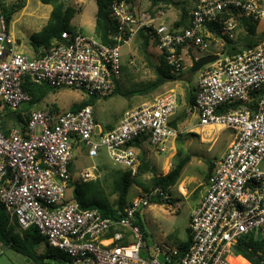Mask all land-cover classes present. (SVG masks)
<instances>
[{
	"label": "built area",
	"instance_id": "2783aa9c",
	"mask_svg": "<svg viewBox=\"0 0 264 264\" xmlns=\"http://www.w3.org/2000/svg\"><path fill=\"white\" fill-rule=\"evenodd\" d=\"M233 11L264 21V0H198L182 29L156 23L150 15L132 11L125 0H114L110 17L117 24L115 45L74 30L63 32L60 41L35 58L18 51L0 13V211L21 230L36 228L50 248L67 256V264H232L233 254L245 259L234 247L248 237L262 241L259 255L264 264V41L232 56L218 54L219 59L199 74L189 114L196 116L199 127L229 129L233 136L191 211L190 245L182 257L158 244L147 245L141 255L146 244L137 213L151 198L170 199L160 188L137 196L118 219L81 209L66 198L72 182L73 137L85 143L90 158L104 147L114 165L136 177L135 140L147 136L154 148L165 152V145L178 137L170 125L178 106L176 93L156 96L125 112L113 129L102 131L91 105L76 112L37 109L30 106L32 98L23 88L29 80L52 89H78L88 98L109 97L121 75V48L142 29H151L170 73L178 76L185 69L184 47L207 51L213 44L209 23L221 25L222 33L233 39L237 27ZM234 104L239 106L223 110ZM4 109L25 111L23 129H4ZM100 178L92 166L80 171L78 180Z\"/></svg>",
	"mask_w": 264,
	"mask_h": 264
},
{
	"label": "rangeland",
	"instance_id": "374dc122",
	"mask_svg": "<svg viewBox=\"0 0 264 264\" xmlns=\"http://www.w3.org/2000/svg\"><path fill=\"white\" fill-rule=\"evenodd\" d=\"M63 2L72 5L77 10L82 8L81 15L78 14L74 17L73 25L78 26L80 19L83 16L85 19H90L95 22V13L97 7L94 0H62ZM82 1V2H81ZM153 0H136L137 5L134 6L136 12L147 13L151 17L155 18L159 23L164 21L167 25H172L174 21L180 17V9L174 7L173 5H166L164 3H158L157 5H152ZM173 1H187V9L190 10L196 0H173ZM18 2L27 4L29 11L36 9V3L39 0H0V9L9 8ZM19 9L15 14V19L19 15ZM26 21L21 19L15 22L14 27L17 31L16 37L18 38L19 48L25 53V55L32 58V47L30 45V39L28 34L30 31H25ZM36 29H32L34 33ZM39 32V31H38ZM87 34L88 31L86 30ZM238 27L235 30L232 42L236 50L243 48V40L246 33ZM216 40V41H215ZM214 43L211 45L209 50L200 51L195 49V54L190 50L188 56L185 58V69L178 76H175L176 80L168 79L164 84L158 87L156 90L142 95L125 96L124 93L130 92L135 89H142L149 83L155 82L157 79L155 68L159 65L161 59V52L155 46L154 41H151L146 50L143 48L142 39L139 35L134 37L128 45H123L121 48V75L117 81V86L119 88V93L111 95L106 98H95L91 106L93 108L94 119L96 122L101 124V126L106 130V125L116 122L121 116V112L125 110H130L142 102L151 100L152 98L165 94L167 92H174L177 95V110L173 116L172 121H177V130L182 131V134L178 135L177 142L181 145L182 154H178L176 159L173 160L176 164L181 158L188 156L189 161L183 169V173L179 181L185 176H196L202 177L207 173L206 167L209 163L215 162L216 159L220 157L226 145L231 141L233 136V131L229 129H224L221 132H215L212 136L210 142H201L196 135L199 130H194L197 127V118L188 112V101L189 97L196 93L197 81L199 78L198 73H191V66L195 62L194 56L201 58L208 55L210 52H216L220 55H225L227 50L225 42L223 39L216 37L214 38ZM194 54V55H193ZM84 92L73 88H60L52 90L47 97L36 104L35 108L45 109L47 106L56 105L61 111L67 110L68 106L74 103H79L85 98ZM57 109V110H58ZM182 115L184 118L180 121ZM97 141V137H95ZM211 146V149L208 148ZM72 163L70 165V174L74 180L79 179V172L87 167H98L101 170V179L104 176L108 177L115 169H121L112 163L109 159L107 151L104 147H100L97 151V156L90 158L87 154L88 147L85 143L78 141L75 137L72 138ZM168 143L165 145L167 148ZM151 149V148H150ZM149 149V150H150ZM160 154V163H162L165 158V153L158 151ZM152 155V152H151ZM139 159V158H138ZM153 164L157 167L155 161L152 159ZM159 163V164H160ZM264 167V163H263ZM155 174H159L160 171L156 170ZM113 180L109 176L106 182L103 184V188L106 192H109L111 182ZM146 185L150 183L148 179L143 180ZM79 182V181H78ZM178 184V182H177ZM174 188V187H173ZM172 190V191H171ZM170 190V201L171 203L166 205H159L150 203L146 207H141L138 212L139 220L143 227L145 228L148 239L144 236V243L146 244L141 252L144 256L146 250H148L147 243L152 248L154 244L162 246L163 249L177 250L181 244H185L187 233H186V217L192 206V201L185 200L177 194L174 189ZM73 193V188H68L66 192V198L71 199ZM135 195L134 185L131 186L128 192V199H132ZM116 196H110V201H114ZM45 245L41 244L36 248L37 254L43 253ZM232 255L230 260L234 264H249L245 259L240 257H234ZM68 259V258H66ZM67 261H45L42 264H67ZM0 264H34L32 260L26 258L25 256L14 252L0 245Z\"/></svg>",
	"mask_w": 264,
	"mask_h": 264
},
{
	"label": "trees",
	"instance_id": "16d2710c",
	"mask_svg": "<svg viewBox=\"0 0 264 264\" xmlns=\"http://www.w3.org/2000/svg\"><path fill=\"white\" fill-rule=\"evenodd\" d=\"M97 11L95 14V36L106 45H115L113 40V35L117 30L116 22L110 17V5L114 0H94ZM130 9L135 11L134 6L137 5L136 0H125ZM43 5H49L52 7L50 17L47 24L37 33H33L30 36V45L35 52L36 56H40L41 50H48L55 41L61 40V35L63 32L71 33L74 31L71 21L77 14L78 10L72 5H68L62 0H39ZM187 1H173V0H153L152 5L155 6L158 3H164L166 5H173L174 7L180 9V17L172 25L174 29H182L187 27L189 23V11L186 6ZM23 3L18 2L9 8L0 9V13L4 15L6 19L7 26H9L12 15L19 9L23 8ZM233 16L237 17V12L233 11L231 13ZM227 18L228 16H224ZM248 28L246 31L245 38L243 40V48H252L264 41V33L256 36L255 29L258 22L244 18ZM207 28L216 37L224 40L226 43L227 52L226 55H235L238 50L233 46V42L225 34L222 33V26L216 23H209ZM138 35L142 39L144 50L147 49L151 41H154V34L151 29H142L139 31ZM162 56V55H161ZM157 79L155 82L149 83L142 89L131 90L130 92L124 93L125 96L142 95L147 94L156 90L166 80H176L175 76L170 73L163 56L160 59V63L155 68ZM23 88L30 94L32 100L30 106H35L43 101L47 95L54 89L48 87L47 85L33 84L27 80ZM195 92V91H194ZM119 93V88L116 84V89L112 95ZM111 96V95H110ZM195 93L190 95L188 106L191 108L194 104ZM95 98H88L80 104L74 105L70 111L76 112L82 107L91 105ZM255 101L249 106L253 107ZM238 104L230 105L223 110H228L230 108L238 107ZM57 111V107H53ZM23 112H11L4 109L2 113L3 127L5 130L9 129L10 125L19 127L23 129L26 123L27 117ZM184 116L182 115L180 121H182ZM177 121H172L170 125L176 127ZM139 139L135 140L137 143ZM140 166L138 174L153 173L151 178L150 187L140 186L145 193L150 192L155 188H160L163 192L170 196V190L176 186L181 172L187 162L189 157L185 156L179 160L177 164L170 170L165 176L155 174L153 168L150 167L145 154L141 153L139 156ZM109 176L113 180L110 185L109 192L103 188V184L106 182ZM108 177L104 176L103 179H98L96 181L90 182H70L69 187L73 188L72 202L76 203L81 209H96L104 217H109L112 219H118L120 217L119 213L123 212L125 207L128 205V192L133 184L136 183L137 176L134 177L127 170H115ZM139 176V175H138ZM116 196L114 201H110V196ZM150 203L153 204H169L170 199L164 202L160 197L156 196L151 198ZM138 215V213H137ZM138 217V216H137ZM137 225L141 228L144 236L143 224L137 220ZM45 245L43 253L37 254L36 248L41 245ZM0 245L13 250L14 252L25 256L33 261L34 264H42L45 261H60L68 259L66 255L50 248L46 244V240L39 235L38 231L34 227H30L26 230H21L15 222H11L10 218L4 211H0ZM190 245V238L185 244H182L179 249H177V257H182ZM235 251L242 257L247 259L253 264H260L261 256L259 252L263 249L262 241H253L252 237L244 238L239 240L235 244Z\"/></svg>",
	"mask_w": 264,
	"mask_h": 264
},
{
	"label": "crops",
	"instance_id": "0c3cea01",
	"mask_svg": "<svg viewBox=\"0 0 264 264\" xmlns=\"http://www.w3.org/2000/svg\"><path fill=\"white\" fill-rule=\"evenodd\" d=\"M198 0H196V2L194 3V6L188 10L189 11V14L191 13V11L194 9L196 3H197ZM82 2V1H81ZM29 7L28 5L25 3L23 5V8L19 11V15L18 17L15 19L14 17V14L12 15V18H11V21H10V24L8 26V30L10 32V34L15 38V40L17 41V48H18V51L23 53L20 48H19V40L18 38L16 37V33L17 31L15 30V27H14V24L15 22L19 21L22 17V19H25L26 21V26H25V31H30V33L28 34V37L30 38V36L34 33L32 31V29H36L35 32H38L40 31L48 22V19L50 17V13L52 11V7L49 6V5H43L42 3L40 2H37L36 3V9L35 10H32V11H29L28 10ZM81 10L82 8H79L78 12L76 15L80 14L81 15ZM18 13V12H16ZM96 14V13H95ZM146 15H150V14H147L145 13ZM75 15V16H76ZM74 16V17H75ZM82 18L80 19L79 21V24L78 26H74L73 25V21H71V25L73 26L74 30H79L81 31L82 33H84L85 35L87 34L86 30L88 31V33L90 35L88 36H95V22H93L92 20L90 19H85L83 16H81ZM235 20H236V29H238V27L240 29H242L243 31H245L244 33H246L247 31V28H248V25L246 23V21L244 20L245 17H242L240 15H237V17H234ZM74 19V18H73ZM72 19V20H73ZM248 19V18H247ZM250 20V19H249ZM175 22V21H174ZM264 33V21H260L257 23L256 25V29H255V35L256 36H259L261 34ZM216 41V40H215ZM213 41V43L215 42ZM225 46H226V43H225ZM192 51V53L195 52V49L193 48H190V47H184L183 50H182V56L184 58V62H185V58L186 56H188V53L189 51ZM242 50V49H240ZM238 50V51H240ZM227 52V50H226ZM225 52V54H226ZM25 54V53H23ZM195 54V53H194ZM193 54V55H194ZM219 54V53H218ZM216 52H210L208 55H218ZM32 58H35L37 57L35 52L32 51V54H31ZM194 60H198L199 58L197 56H194L193 57ZM184 71V70H183ZM182 71V72H183ZM198 82V81H197ZM197 87V85H196ZM195 93V92H194ZM196 94V93H195ZM155 98V97H154ZM88 99V97L86 96L85 98L82 99L81 102L79 103H74V104H71L70 106H68L67 110L65 111H69L74 105H77V104H80L82 103L83 101H86ZM153 99V98H152ZM151 99V100H152ZM194 99H195V96H194ZM151 100L149 101H146V102H142L141 104L143 103H148L150 102ZM141 104H139L138 106H140ZM36 106V105H35ZM136 106V107H138ZM53 107H57L56 105H52V106H47L48 109H54ZM136 107L132 108V109H135ZM189 108V107H188ZM130 109V110H132ZM56 110V109H55ZM58 112H65V111H61V110H57ZM129 110H125L124 112H121V116L119 117V119L116 121V122H113L112 124H108L106 125V130L101 126V124H99L98 122H96L98 125H99V129L102 130V131H108V130H111L113 129L115 126H117L122 117H123V114L125 112H127ZM173 119V118H172ZM172 122V121H171ZM12 125H10L11 127ZM177 126V125H176ZM9 127V128H10ZM197 127L198 128H195L194 130H199L198 133H196L195 136H197L199 138V140L201 142H210L211 139H212V136L215 132L219 133L221 131H217V130H214L212 127H199L198 126V121H197ZM174 128V127H173ZM175 129H177V127H175ZM178 131V130H177ZM178 135L182 134V131H178ZM176 139H173L171 141L168 142V146L166 148V151L164 152L166 155H165V158L163 159L162 163H160V154L158 153V150L156 148H154L149 140H148V137L147 136H142L139 138V141L137 143H135V141L132 143V147L135 149L137 155L139 156L141 153L145 154L146 156V159L150 165L151 168L154 169V171L156 170H159L160 173L157 174L158 176L161 175V176H165L166 174H168L170 172V170L175 166L173 160L176 159V156L179 154H182V150H181V145L178 144V142L176 141ZM211 143H213V141H211ZM229 144V143H228ZM228 144L226 145V148L223 150L222 154L220 155V157L218 159L215 160V162L213 163H209L208 166L206 167V170H207V173L205 175H203L202 177H196V176H185L183 177L180 181V177L183 173V170L181 172V175L178 179V184H176V186H174V190L177 191V194L180 195L181 197L185 198V200H190L192 201V206L190 207V210L188 212V215L186 217V233H187V238H186V241H188L189 239V231H188V223H189V220H190V214H191V211L193 210V208H195L197 206V204L199 203L202 195H203V192L206 188V185H207V182H208V179L211 175V172H212V169L214 168L216 162H218V160L223 156V154L225 153L226 149H227V146ZM211 146L212 144L210 145V147L208 148L209 150L211 149ZM151 148V149H150ZM150 149V150H149ZM151 152H152V155H151ZM152 159L155 161L156 165H159V166H155L152 162ZM179 162V161H178ZM177 162V163H178ZM160 163V164H159ZM176 163V164H177ZM139 166H140V161H139ZM88 168V167H87ZM101 175V170L100 168L96 167ZM264 168V167H263ZM86 169V168H84ZM82 169V170H84ZM184 169V168H183ZM81 170V171H82ZM115 170H123V169H115ZM80 173V172H79ZM139 173V172H138ZM156 173V172H155ZM139 175V176H138ZM137 175V180H136V183L133 184L134 185V188H135V195L133 196L132 199H128L129 202H131L133 199H135L137 196H140L141 194L145 193L143 191V189L140 187V186H145V187H150L151 185V178L153 176V173H145V174H138ZM72 177V176H71ZM102 177V175H101ZM148 179L150 181V183L148 185H146L144 183L143 180H146ZM79 180H74L73 177H72V182H78ZM132 185V186H133ZM182 185V186H181ZM181 186V187H180ZM184 190V192H183ZM172 191V190H171ZM165 205V204H163ZM144 232H145V238L148 239V234L144 228ZM148 245V243H147ZM182 245V244H181ZM180 245V246H181ZM179 246V247H180Z\"/></svg>",
	"mask_w": 264,
	"mask_h": 264
},
{
	"label": "water",
	"instance_id": "95a60500",
	"mask_svg": "<svg viewBox=\"0 0 264 264\" xmlns=\"http://www.w3.org/2000/svg\"><path fill=\"white\" fill-rule=\"evenodd\" d=\"M70 5V4H68ZM219 59V55H206L196 60L191 66V73H198L204 67L214 63Z\"/></svg>",
	"mask_w": 264,
	"mask_h": 264
},
{
	"label": "bare ground",
	"instance_id": "6f19581e",
	"mask_svg": "<svg viewBox=\"0 0 264 264\" xmlns=\"http://www.w3.org/2000/svg\"><path fill=\"white\" fill-rule=\"evenodd\" d=\"M181 186H182V185H181ZM181 186H180V187H181ZM183 192H184V190H183ZM229 260H230V259H229ZM230 262H231L232 264H234L231 260H230Z\"/></svg>",
	"mask_w": 264,
	"mask_h": 264
}]
</instances>
